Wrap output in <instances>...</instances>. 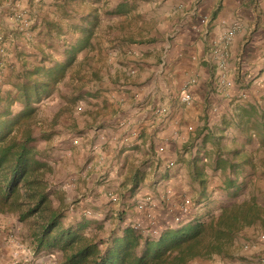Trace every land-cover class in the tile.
<instances>
[{
	"label": "crops",
	"instance_id": "1",
	"mask_svg": "<svg viewBox=\"0 0 264 264\" xmlns=\"http://www.w3.org/2000/svg\"><path fill=\"white\" fill-rule=\"evenodd\" d=\"M54 2L55 0H0V97H4L8 91H13L14 83L23 68L40 64V58L46 53L42 43L64 40L65 34L54 36ZM165 2L170 4L171 9L175 5L174 11L182 10L184 6L183 0ZM190 2L191 0H186L185 3L190 5ZM207 4V11L200 6L196 8V13L206 11L205 20H208L207 16L211 14L209 26L204 25L210 28L205 30L209 33L208 40L206 36L186 34L174 38L170 41L171 44H168V41L156 44H117L112 48L109 58L104 56L106 52L102 47L100 50L95 49V58L101 59L98 63L101 64V70L107 66L110 76L115 78L117 75L118 80L105 84L95 80L89 85L86 83V93L94 92L90 95L95 97L90 98L91 104H84L82 107L90 115L84 114L77 119L66 120L74 128H81V137L87 138L80 137V148L77 150L79 149L82 161L88 160L90 167L78 171L74 170V167L72 170L69 168L71 164H67L69 169L64 173L67 192L63 194V203L66 202L65 196L70 199L76 194L74 204H70L69 209L64 211V219L67 222L78 221L84 208H91L97 219L121 210L125 212L122 223L135 221L143 216L135 209V203L142 195L162 196L166 191L167 194L171 192L169 188L177 194L181 192L178 182L188 177V164L195 151L185 159V165L179 162L170 166L167 162L176 159L183 140L180 130L185 125L202 124L200 129L204 128L207 136L211 138L214 135L209 125L212 122L211 108L216 106L221 112V103L211 100L210 95L214 94L218 99H223L222 103L226 102V109L231 116L239 119L237 120L241 122L240 130L243 128L244 138L248 139V131L251 129L244 125L250 124L253 114L249 113L247 108L254 106L255 114H259V107L264 106V96L249 95L236 103L232 96L234 88L232 89L231 77L235 76V69L238 71L242 65L244 49L250 50L252 59L248 61L255 62L259 58L262 61L264 57V0H210ZM101 6L102 3L98 7ZM258 17H261L260 21ZM257 23L261 28L253 31ZM259 30H262V34L255 36ZM203 46H207V51L203 58L198 60L196 56ZM85 56L86 51L79 53V58ZM108 62H111L112 68L107 65ZM222 62L225 69H228V74L220 69ZM260 75L259 79L262 81L258 86L264 87V71ZM227 82H230L229 86ZM183 89H187L191 94L192 100L189 103L180 99ZM163 107L166 108L165 113L161 111ZM205 107L208 110V122H198L201 116H205ZM89 121L94 125L92 129L90 124L88 128L84 126ZM204 132L200 135H205ZM225 134L226 143L234 142L236 148L244 146L240 148L241 152L249 154L253 148L259 146L253 135L249 144L253 146L251 149L243 142H237L240 138H237L233 129ZM198 138L194 142H197ZM84 140L88 141L85 144L88 152H84L81 147ZM197 148L196 143L194 150ZM211 149L208 152L213 158L216 148ZM223 150L233 152L235 149L223 147ZM203 151L204 146L199 145L197 152L200 156ZM83 153L87 154L84 159ZM66 154L69 155L70 161L71 150ZM75 162L81 164L80 158ZM206 172L208 173L207 170ZM132 179H136L137 183H132ZM83 184L85 187H82ZM133 184L135 188L131 190ZM86 186L88 190L85 194L80 195L75 191ZM111 189L122 193L116 203H109L105 196ZM182 193L184 192L180 194ZM161 200L166 203L164 198ZM52 202L55 203L54 198ZM16 218L13 213H0V264H35V257L26 252V241L17 240L16 235H13L12 239L8 238L7 233L13 231L12 227L18 229L22 226L20 221H15ZM111 221L115 223L116 220H105L104 228L114 226ZM12 222L16 225L12 226ZM250 235L245 234L243 239L251 238ZM255 239V244L240 249L238 260L234 259L235 262L227 264H264V236L258 235ZM14 251L19 253L16 263H13Z\"/></svg>",
	"mask_w": 264,
	"mask_h": 264
},
{
	"label": "trees",
	"instance_id": "2",
	"mask_svg": "<svg viewBox=\"0 0 264 264\" xmlns=\"http://www.w3.org/2000/svg\"><path fill=\"white\" fill-rule=\"evenodd\" d=\"M63 1L69 6L71 1L87 0ZM129 7L128 0H120L112 11H126ZM99 9L94 5L88 11L79 12L77 23H66L78 35L64 50L67 54L64 61L47 64L50 62L48 56H42L40 64L19 72L13 91L0 97V213H13L17 221L26 222L30 234L28 248L47 264H188L197 258L209 259L214 254H226L244 226L264 221V209L256 197L230 199L218 207L217 213L208 211L201 214L200 209L190 211L179 222L169 216L168 220L161 221L155 232L148 221L122 223L125 212L121 210L102 219L83 214L75 223H66L62 220L64 196H57L59 204L52 202L54 193L58 192L49 178L51 165L36 144L38 139L48 138V134L36 126L37 106L63 80L76 52L84 46L93 47L92 27L99 19ZM59 28L58 23H54L57 37L64 34ZM16 105L17 110L13 109ZM259 108L257 115L254 106L247 108L253 114V120L244 126L251 129L249 136L253 135L259 149H263L264 106ZM203 137L210 138L207 135ZM213 149V158L208 151H204L205 156L197 152L188 164V177L197 193L191 201L193 204L202 202V208H206L211 200L207 168L222 171L225 175L223 189L227 192L235 187L238 173L245 170L244 162L253 169L259 168L252 161L250 152H241L235 147L230 157L216 143ZM262 162L264 164V159ZM132 181L137 183L136 179ZM134 184L131 190L135 188ZM115 193L118 199L122 197V193ZM111 218H115V223L111 221L115 225L104 228L103 222ZM136 224L138 228L134 227Z\"/></svg>",
	"mask_w": 264,
	"mask_h": 264
},
{
	"label": "rangeland",
	"instance_id": "3",
	"mask_svg": "<svg viewBox=\"0 0 264 264\" xmlns=\"http://www.w3.org/2000/svg\"><path fill=\"white\" fill-rule=\"evenodd\" d=\"M117 1L118 0H87L83 2L79 1L77 3L71 1L69 3V6H67L66 1L64 2L63 0H55L54 2L56 6V12L54 16L56 18L53 19V21L55 23H58V27H60V30H63L64 34L66 35V40L64 42L55 41L48 44L45 42L42 43L43 49L46 51V53H43V56H48L50 60V62H47V64L64 61L67 58V54L66 52H64V50L67 49V46L71 42L75 41L78 35V32L74 29L68 28L66 26V23H68V21L71 23H77L79 17L78 14H80L79 12L83 13L84 11H88L94 5L99 6L100 3H102V6L98 11L99 19L97 23L92 27L93 33L91 37V43L93 44V47L84 46L83 48H81V50L76 52L73 61L67 68V73L63 80H61L56 85L53 93L46 99L42 100L37 106L36 126L37 128L44 130L46 134H48V138H40L36 141V144L41 150H43L44 156L46 157L52 168L49 178L52 183H54V186L57 189L56 192H58V194L54 193L55 205L58 201L57 196L59 194L61 196H64L63 194L67 192L64 183V173L67 171V169L74 167V170L78 169V171H83L90 168L87 163L88 160L85 159L84 161H82L81 154H79L78 151L79 149L77 150V148H80L79 146L81 143V139L87 138H85V136L81 137V128V130L74 128V126H71L70 122L67 123L66 120L68 118L77 119L84 114L90 115L82 109L84 104L92 103L90 101V98H95L94 96L90 95V93L92 94L94 92H88V94L86 93L87 91L84 88L86 83L89 85L90 82L95 80L103 82L105 84V82L113 83L118 80L117 75L115 78H112L110 76L107 66L105 67V69L101 70V64L98 65L101 59L95 58V49L100 50L102 47V49H104V51L106 52L104 56L109 58L112 48L117 44L121 45L124 43L153 42H155L154 44H156V42L165 43V41H168L167 43L171 44V40H173L177 36L180 37L186 34H195L197 37L206 36L207 40L209 37V33L205 32V30L207 28L209 30L210 28L204 25L209 26V23L211 21V18L209 19V17L211 14L207 16L208 20H204L206 15L204 13L209 8L207 2L209 3L210 0H191L190 5L185 3L186 0H183V9H177L176 11H174V8H176L175 5L174 8L171 9L170 4H167L165 2L166 0H128V4L130 5V7L126 11H112ZM246 2H248V0H246ZM200 6H203V10L206 11L198 14L196 13V8H199ZM167 12H169V14H166ZM258 18L260 21L261 17ZM260 28L261 26L257 23L253 31H257V29ZM259 34H262V30H259L257 33H255V36ZM127 39H133L134 41L130 42L127 41ZM203 47L204 48L202 49L200 48V52L196 56V59L198 60L203 58L205 52L207 51V46ZM81 51H86L87 56H85L84 58H79V53ZM249 53L250 50L248 48L244 49V57H241L242 59L244 58V60H242L243 62L241 61L242 65H239L240 68H238V71L237 69H235L236 77H231V81L233 83L232 89L234 88V94L232 96L233 100H236V103L238 102V100L246 98L249 95L252 97H260L261 95L262 97L264 96V87L258 86L262 81L259 79V77H261L260 73L264 71V57L262 61H260V58L255 62H253L252 60L248 61L249 59H252ZM110 63L111 62H108L107 65H110V68H112V65ZM222 70H224L226 74L229 73L228 69L226 70L225 67ZM107 86L108 85H106V87ZM105 91H108V89H105ZM210 98L211 100H218V102L221 103V112H219L220 109H218L216 106L213 109L211 108L212 122L209 125L211 126L214 135L211 138L203 137L204 134L200 135L202 134V132H204V128L200 129V127H202V124H197L196 126L193 124L185 125L184 128L180 130V132H182L183 140L181 142V146L179 147V151L176 154V159L173 161L168 160L167 162L170 164V166L179 162L183 164L186 163L185 159H188V157L193 154V151L197 153L199 145L201 144H204L205 151L211 150V148L214 147L215 143L218 146L222 147V149L223 147H226L227 149H234V142L226 143L227 139L225 133L229 132L230 129L236 131L237 138H240V140L237 141L239 144L240 142H243L247 145L248 148H253L252 145H249L251 143L252 137L249 136L248 138L250 139L244 138L245 133L244 131L240 130V126L237 122L238 118L230 115V113L226 109V102L222 103L223 99H218V97L214 94L210 95ZM215 105H217V103H215ZM13 109L17 110L18 105L14 106ZM207 113L208 110L207 107H205V116H201L202 118H199L198 122L202 120H204V122H208ZM227 115H230V117H227ZM89 124L91 125L90 129H92L94 125H92L90 121L84 126L88 128ZM205 135L207 134L205 133ZM196 138H198L199 140H197V142H194ZM74 139H76V142L73 141ZM87 143L88 141L84 140L81 146L82 149H84V152H88V149L85 147V144ZM196 143L198 144V148L194 150V148L196 147ZM241 147L244 148L243 145ZM241 147H238L239 151L241 150ZM70 150L71 160L69 161V155L66 154V152ZM189 150L191 151V153H189ZM224 151L227 152L225 155L231 157V151ZM85 155L87 154L83 153V159L86 157ZM202 156H205L204 151L202 153ZM250 156L252 157V161L255 162L256 166H259V168L257 167L256 169H253L252 167L248 166L249 164L247 162H244L246 165L245 170L243 171V173H238L237 183L234 184V188L236 189L232 188L234 190L230 189L228 192L223 189L225 175L222 173V171L218 169L212 170L211 168H207L208 191L211 195V200L206 208H202V202H200L199 204L192 203V206L190 205L189 214L190 211L194 212L199 209L201 214L208 211L217 213L218 207L221 204L228 202L230 199L242 200L245 198H249L250 196L256 197V199L264 209V164L262 162L264 159V148H253L250 152ZM79 158L81 164L75 162L76 160H79ZM235 159H237V157ZM68 163L71 164L70 167L69 165L67 166ZM86 181L87 180L85 179L84 182ZM178 186V189L184 193L180 194L181 192H178L177 194L171 188H169V191L171 192L167 194L168 191H166V193H164L162 196L153 197L148 194H144L139 197L137 202L135 203V209L137 212H140V215L143 216L135 219V222L145 223L148 221V223L151 225V228L155 230L157 229L161 221L164 222L168 220L167 218L169 216L175 218L177 216L182 217L184 215H188L183 212V210L181 209V205L187 198H189L190 200L196 198V188L193 186V182H191L189 177H186L185 179L182 178L181 182H178ZM82 187H85L84 184L82 185ZM87 190L88 187L86 186V188L84 189L81 188V190L75 191H78V193L81 195L85 194ZM115 192L116 191H114V189H111L106 193L105 196L109 203H116L119 200L118 196V200H110L109 193L118 195ZM146 196L151 197V202L144 207L139 208V201ZM75 197L76 194H74V197L70 199H67L65 196L66 202L61 204L64 211L69 209L70 204H74ZM162 198L165 199L166 203H163L164 200H161ZM86 211L90 212L89 214H87L89 218L92 217V215L93 217L96 215L91 208H84L81 215H86ZM262 217L264 219V214L262 215ZM62 220L67 223L64 217ZM15 221L17 220L15 219ZM14 225L16 224L12 222V226ZM92 226H94V224ZM12 230V233H7V235H9L8 238L12 239L13 235H16L17 240L21 242L26 241L27 247H29L30 234L28 233L26 222L22 223L21 228L17 229L16 227H12ZM256 231L258 232V234H256ZM248 233L249 235L250 233L252 234L250 235L251 238L247 240H245L246 238L243 239L245 234L248 235ZM258 235L264 236V221H257L254 224L244 226L239 231L233 244L230 246L226 254H214L209 259L197 258L190 261L188 264H227L235 262L240 257V249H243L245 245H248L249 247L255 244L257 240L255 238ZM34 259L37 260V256H35Z\"/></svg>",
	"mask_w": 264,
	"mask_h": 264
},
{
	"label": "built area",
	"instance_id": "4",
	"mask_svg": "<svg viewBox=\"0 0 264 264\" xmlns=\"http://www.w3.org/2000/svg\"><path fill=\"white\" fill-rule=\"evenodd\" d=\"M204 20H205V18H204ZM1 38H2V36L0 35V39ZM224 65L225 64H223V62H222V64L220 65V69H223L225 67ZM229 84H230V82H227V85H229ZM180 99H181L182 102L189 103L192 100L190 92L187 89H183L181 91V93H180ZM161 111L165 113L166 112V108L165 107L161 108ZM73 141L76 142V139H74ZM109 196H110V200L111 201L117 200V195L109 193ZM150 202H151V197L150 196H146V197L142 198L139 201L138 206H139V208H142L145 205L149 204ZM190 205L192 206V202H191V200L189 198L185 199L184 202L181 205L182 206L181 209L183 210V212H185L188 215H189ZM89 213L90 212L86 211V215L89 214ZM174 219H175L176 222H179L181 220V217L177 216ZM138 226H139L138 224L134 225V227H136V228H138ZM155 231L156 230H153V232H155ZM261 236L263 237V235H261ZM245 247H248V246L245 245ZM26 252H28L30 256L35 257L34 253L32 252L31 249L27 248ZM18 254L19 253L17 251H15L13 253V260H14L13 263L17 262ZM35 264H47V263L37 259V262Z\"/></svg>",
	"mask_w": 264,
	"mask_h": 264
}]
</instances>
